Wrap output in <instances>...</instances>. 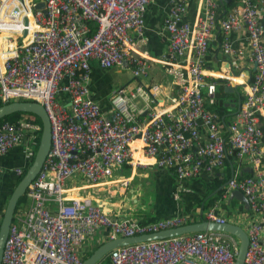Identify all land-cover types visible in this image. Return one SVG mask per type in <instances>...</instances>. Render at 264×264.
Wrapping results in <instances>:
<instances>
[{
	"label": "built area",
	"instance_id": "2783aa9c",
	"mask_svg": "<svg viewBox=\"0 0 264 264\" xmlns=\"http://www.w3.org/2000/svg\"><path fill=\"white\" fill-rule=\"evenodd\" d=\"M153 1L41 0L44 14L34 9L35 0H0V104L36 102L51 128L49 152L27 188V204L15 210L1 264H82L88 241L100 246L189 224L185 215L146 223L113 217L73 195L81 189L74 185L78 179L127 187L113 176L130 164L170 170L185 182L203 173L219 176L227 163L234 169L222 199L240 192L255 216L241 227L248 238L244 264H264V0H238L221 17V2L200 0L192 22L185 20L187 0L172 3L160 59L137 52L130 36L142 35ZM216 29L226 53L238 60L245 53L256 64L246 86L235 81L242 75L207 68ZM232 32L244 33L245 49L231 48ZM91 62L128 70L135 81L133 88L114 90L109 117L90 98ZM153 62L167 68L176 91L165 108L158 107L160 86L142 82ZM218 83L243 88L240 109L228 121L211 109ZM38 133L29 121L1 123L0 157L22 145L30 165ZM14 173L21 177L23 171ZM198 219L229 223L216 206ZM237 251L236 238L207 231L118 248L108 258L110 264H234Z\"/></svg>",
	"mask_w": 264,
	"mask_h": 264
},
{
	"label": "crops",
	"instance_id": "0c3cea01",
	"mask_svg": "<svg viewBox=\"0 0 264 264\" xmlns=\"http://www.w3.org/2000/svg\"><path fill=\"white\" fill-rule=\"evenodd\" d=\"M179 1L180 0H154L146 6L142 35L139 36L136 33H130L134 49L137 52L152 59L161 58L166 51L167 45L165 40L166 33L164 30L167 14L172 3H177ZM187 1L188 9L185 20L192 22L193 18H195L199 12V4L201 2L200 0ZM227 1L230 4V1ZM220 2L221 7L226 6L223 0H218V3ZM237 3L238 0H235L234 5L227 13L233 9ZM223 15L221 9L220 17ZM245 39L246 36L243 32H232L227 36V42L232 49H245ZM224 40L220 30L216 29L209 46L207 68L215 73L227 72L229 75L232 70L234 73L233 76L242 75L241 78L238 77V81H246L248 78L247 72L253 69L254 62H252L245 53L242 60L231 57L222 48ZM106 72H108V70L100 69L95 62H91L88 88L91 100L99 104L103 111L106 112V116L109 117V112L111 110L108 100L114 90L124 86L133 88L135 86V81L132 78L131 81L125 85L120 84L111 89L109 85L110 78ZM142 82L160 86L161 92L157 100L158 104H160L158 106L159 108L167 107V98L176 93L172 84V78L167 72V68L155 62L149 64L147 77L143 78ZM217 87L224 88L226 86L224 83H218ZM226 94L227 96L222 100L224 105L229 106L225 107L227 112L224 113L225 115L223 117L224 120L228 121L231 115L236 112V107L233 108L231 105L236 103L239 98L238 95L243 98V88L238 87V94ZM217 98L219 99L218 94ZM2 105L5 104H1V106ZM34 156L35 154L33 153L32 161ZM229 165V163L226 164L219 176H223L229 172L231 174V165L230 167ZM29 166V161L26 158L24 146L22 145L14 147L12 150L8 151V153L0 157V221L9 197L18 182L17 179L19 177L15 175L14 170L19 168L24 171ZM124 167L126 169H124ZM217 174L218 173L214 175L203 173L200 180L211 185L215 178L218 177ZM124 179L128 183L127 187H123L119 183L94 186L87 185L84 181H80L78 184H76L77 181H74L75 187H80L81 189L75 191L73 195L90 200L93 205L100 207L105 213L113 217L136 219L140 223L181 215H185L189 218V224L200 222L198 218L200 216V205L204 196V189L201 183L196 181H177L170 170L157 169L153 166L133 168L130 164H125L122 166L121 170L114 172L113 180L121 181ZM138 179L144 180L145 186H143ZM69 186H72V184L70 183ZM143 193H145L146 196H143ZM228 205H232L235 209L229 211L227 208ZM216 207L218 208V213L225 217L229 223L238 225L239 227H245L248 223L255 220V216L250 212L248 205L246 206L240 201L234 203L233 199H230V196H228L225 201L223 199L220 200L216 204ZM100 234L105 235L107 231L102 230ZM88 243L89 241L84 243L81 247L83 258L88 250L98 245L95 243V239L90 245H88Z\"/></svg>",
	"mask_w": 264,
	"mask_h": 264
},
{
	"label": "water",
	"instance_id": "95a60500",
	"mask_svg": "<svg viewBox=\"0 0 264 264\" xmlns=\"http://www.w3.org/2000/svg\"><path fill=\"white\" fill-rule=\"evenodd\" d=\"M224 5L229 4L227 0H223ZM35 10H42L45 14L44 4L42 2L37 3L34 6ZM256 70V64L251 71L247 72L248 78L246 81H249L251 77V73ZM233 71H230V76H233ZM244 86V85H242ZM225 93H236L238 94V86L231 85L224 87ZM236 103H233L231 107H236V112L240 109L241 99L242 97L238 95ZM229 105H225L228 107ZM16 113H28L32 114L39 118L42 130L40 135L39 145L37 147L34 159L30 166L26 169L24 176L17 183L16 187L13 189L9 200L7 202L5 211L3 213L2 219L0 221V264L2 259L3 247L5 241L8 236L10 224L13 219V215L16 210L17 203L20 198H22L27 191L28 186L35 180L38 174L41 171L45 158L49 152L51 146V128L49 119L44 111V108L36 103V102H11L5 105L0 106V121L13 115ZM248 171L247 169H245ZM233 172L231 170L230 177H232ZM222 189L220 187L214 193H212L209 197L213 196L215 193L219 192ZM230 199H235L244 203L247 206L246 198L238 191H234L230 193ZM203 204L200 207V214L203 213ZM219 232L226 233L238 240V251L235 257L234 264H244L245 256L247 253L248 247V238L245 231L239 227L238 225L225 223V224H217L212 222H207L201 220L198 223L188 224L172 229H167L163 231H159L157 233H152L148 235H141L137 237H129V238H117L100 245L88 258H86L82 264H98L105 257L109 255V253L115 249L134 245L142 242H150L157 240H164L172 237L182 236L186 234H193L197 232Z\"/></svg>",
	"mask_w": 264,
	"mask_h": 264
},
{
	"label": "trees",
	"instance_id": "16d2710c",
	"mask_svg": "<svg viewBox=\"0 0 264 264\" xmlns=\"http://www.w3.org/2000/svg\"><path fill=\"white\" fill-rule=\"evenodd\" d=\"M36 2H39L41 0H35ZM230 1V4L229 5H226V6H222L221 9H222V15L227 13V11L234 5L235 3V0H229ZM221 91H219L218 89V97L219 96H223V95H227L225 92H224V88H220ZM1 106V104H0ZM212 110H214L215 112H217L220 116H224L225 112H227V109L225 108V105H224V102L223 100L219 97L218 101H217V104L213 107H211ZM19 121H29L33 124H36L38 125L41 130H42V125H41V122L39 120L38 117L32 115V114H28V113H16V114H13L3 120L0 121V124L3 123V122H12V123H16V122H19ZM40 135L41 133H38L36 139H35V142H36V146H35V151H34V154L36 153V150H37V147L39 145V141H40ZM230 167V165H229ZM231 170L233 171L234 167L231 166ZM26 170L23 171V174L21 177H19L17 179V181L19 182L20 179L24 176ZM230 178V172L223 175V176H218L217 178H215V180L213 181V183L211 185L207 184V183H204L203 181H201L200 179H196L194 181L196 182H199L202 184V187L204 189V196H203V199H202V202H201V205L203 204V211H206L214 206H216V204L222 200L223 198V195L225 194V189L222 188L219 192L215 193L213 196L209 197L212 193H214L216 190H218L220 187L224 186L225 182ZM17 182V183H18ZM233 202L234 203H237L238 201L233 199ZM27 204V199H26V194L19 199L18 203H17V206H16V210L18 209H21L23 206H25ZM200 205V207H201ZM232 206V205H231ZM232 209L234 210L235 207L232 206ZM233 210H229V211H233ZM99 246L96 245L94 247H92L90 250H88L85 255H84V259L85 260L86 258H88ZM98 264H110L109 262V258L108 256L105 257L100 263Z\"/></svg>",
	"mask_w": 264,
	"mask_h": 264
},
{
	"label": "rangeland",
	"instance_id": "374dc122",
	"mask_svg": "<svg viewBox=\"0 0 264 264\" xmlns=\"http://www.w3.org/2000/svg\"><path fill=\"white\" fill-rule=\"evenodd\" d=\"M106 73L109 75V78H110V79L109 78L108 79H109V85H110L111 89L119 86L120 84L125 85L126 83H128L132 79V76H131L129 71H124V70L120 69L119 67L110 69ZM220 88L221 87L218 88L219 91H221ZM226 96L227 95H223V96H219V97L221 99H224ZM124 169H126V168L124 167ZM138 181L141 182L143 186H145L144 180L138 179ZM79 182L80 181L78 179L76 184H78ZM143 190H144V187H143ZM142 195L146 196L145 193H143ZM227 208L229 210H233L231 205H228Z\"/></svg>",
	"mask_w": 264,
	"mask_h": 264
},
{
	"label": "bare ground",
	"instance_id": "6f19581e",
	"mask_svg": "<svg viewBox=\"0 0 264 264\" xmlns=\"http://www.w3.org/2000/svg\"><path fill=\"white\" fill-rule=\"evenodd\" d=\"M14 39L16 40V42H19L20 44H21V40L20 39H18V38H16V37H14ZM238 77H235V81L237 82V83H241V84H243L244 86H246V83L243 81V80H241V81H238Z\"/></svg>",
	"mask_w": 264,
	"mask_h": 264
}]
</instances>
